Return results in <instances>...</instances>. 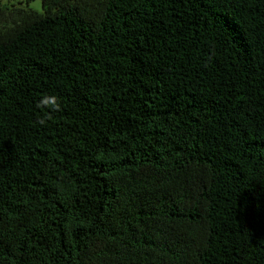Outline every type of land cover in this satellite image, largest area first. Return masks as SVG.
<instances>
[{"label":"trees","instance_id":"16d2710c","mask_svg":"<svg viewBox=\"0 0 264 264\" xmlns=\"http://www.w3.org/2000/svg\"><path fill=\"white\" fill-rule=\"evenodd\" d=\"M40 1L0 4V264H264V0Z\"/></svg>","mask_w":264,"mask_h":264},{"label":"rangeland","instance_id":"374dc122","mask_svg":"<svg viewBox=\"0 0 264 264\" xmlns=\"http://www.w3.org/2000/svg\"><path fill=\"white\" fill-rule=\"evenodd\" d=\"M7 4L10 6H22V7H29L38 11H41V1L40 0H31L27 2V0H0V4Z\"/></svg>","mask_w":264,"mask_h":264}]
</instances>
